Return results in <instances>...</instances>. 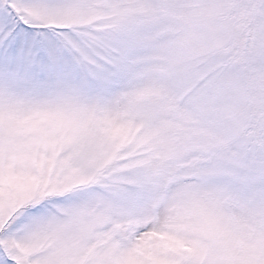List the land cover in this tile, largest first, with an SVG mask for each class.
<instances>
[{
    "label": "snow or ice",
    "instance_id": "obj_1",
    "mask_svg": "<svg viewBox=\"0 0 264 264\" xmlns=\"http://www.w3.org/2000/svg\"><path fill=\"white\" fill-rule=\"evenodd\" d=\"M0 264H264V0H0Z\"/></svg>",
    "mask_w": 264,
    "mask_h": 264
}]
</instances>
